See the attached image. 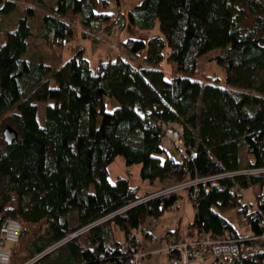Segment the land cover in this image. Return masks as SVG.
I'll return each mask as SVG.
<instances>
[{
    "label": "trees",
    "instance_id": "1",
    "mask_svg": "<svg viewBox=\"0 0 264 264\" xmlns=\"http://www.w3.org/2000/svg\"><path fill=\"white\" fill-rule=\"evenodd\" d=\"M107 4L55 0L54 15L40 18L37 34L27 5L0 45V215L19 219L22 236L34 226L47 235L46 246L31 243V257L87 227L84 238L69 240L54 258L45 255L34 264H123L116 251L122 240L113 241V228L124 240L138 225L175 209L180 193L139 202L138 187L126 179L109 183L107 168L117 157L127 167L139 166L141 182L159 186L144 198L194 178L236 172L240 149L249 158L244 168L264 169V0H139L120 14L119 26L157 28L158 34L145 41L122 37L127 60H99L92 71L81 47L53 68L24 58L30 40L48 49L71 42L65 19L78 15L80 26L95 29L119 21L104 11ZM15 10L13 0H0V16ZM199 58L223 71V86L208 76L203 84L193 79ZM135 59L140 67L132 65ZM164 59L173 65L168 79L159 69ZM109 99L117 107L105 112ZM38 103L45 104L42 127ZM157 120L181 126L191 158L178 164L160 149ZM5 130L11 132L8 143ZM219 186L198 185L189 230L194 236L237 233L223 217L233 211L236 221L245 216L243 227L258 234L250 215L264 217V172L225 177ZM253 186L258 193L244 201L241 193ZM167 232L178 236L177 230ZM17 255L16 248L10 264L18 263ZM254 257L256 262L248 257L242 264H264L261 255Z\"/></svg>",
    "mask_w": 264,
    "mask_h": 264
},
{
    "label": "rangeland",
    "instance_id": "2",
    "mask_svg": "<svg viewBox=\"0 0 264 264\" xmlns=\"http://www.w3.org/2000/svg\"><path fill=\"white\" fill-rule=\"evenodd\" d=\"M16 4V10L7 16H0V45L5 40L6 31L12 30L15 26V20L19 16H21L23 9L25 6L30 5L33 9V17L29 20L30 28L33 34H37L40 30V18L43 15H54V3L55 0H42L41 3L29 4L23 0H13ZM111 7L105 8L104 11L108 14H114V17H118L119 25H121L120 14L124 13L126 10L131 8L135 3L139 0H117L118 5L113 3V0H106ZM113 1V2H111ZM120 8V9H119ZM79 16H74L70 19H65V21L70 25L72 30V40L68 44H66L62 49H48L44 45L41 40H30L28 42L27 52L24 55V58L30 63H43L44 65L53 67H58L63 62H65L76 50L80 47L83 48V55L88 61L90 69L93 71L96 67V64L99 60H104L106 58L110 60H114V58L121 57L123 60H127V56H125V52L120 48V39L126 38L127 36H131L132 38L139 40H147L149 37L157 35V28H154L150 31H137L131 29L127 25L124 27H118L117 31L113 29L116 23H107L103 27L99 29H95L94 27H83L78 23ZM113 29V30H112ZM83 32L86 34L87 38H80L79 33ZM112 36V37H111ZM118 53H108L109 46L116 45ZM111 50V49H110ZM216 51L211 52L210 56L214 55ZM132 65L136 67H140V60L135 59L131 61ZM159 69L164 73V77L168 79L171 76L173 65L167 63L162 60L159 64ZM211 77L218 79L217 84L219 86H223V77L224 73L221 71L214 63L208 62L205 59H197L196 61V74L193 79L198 80L201 84L205 82V77ZM105 112H110L113 110L110 106L109 100L105 101ZM44 103L37 104V114L36 120L38 126H43V114H44ZM99 122V120H97ZM239 169H243L247 163L249 158L246 156L244 149L239 150ZM108 170V181L109 183H113L116 177L126 179L129 184L133 187H138V196L143 199L144 194L149 191H154L159 188L158 185L149 186L146 183H143L139 179V166H130L127 167L124 165L123 159L121 157H117L114 159L112 164H110L107 168ZM163 191V190H161ZM161 191H157L152 193L153 196L157 195V193H161ZM241 193V192H240ZM258 193V189L256 186L249 187L247 190L243 191L241 194L243 196V200L247 202H252L253 195ZM264 193V192H263ZM155 194V195H154ZM182 197L177 202V208L172 211H168L161 218L162 221L164 218H174L180 216L182 218L181 225L186 224L188 220L192 218V207L190 199H188L185 194L181 193ZM9 196H12L10 194ZM165 214V215H166ZM223 217L228 220L237 230V232H248L246 227H238L236 224V220L234 217V212L230 211L228 213H224ZM151 219H149V222ZM157 222V220H156ZM71 224L75 225L76 222L72 221ZM151 224V223H150ZM154 234L157 238L162 237L166 232L160 231V229H145ZM45 232V230H44ZM181 237L187 239L189 234H193V232L189 229L181 228L180 229ZM84 238V237H81ZM47 235L43 232H37V226L31 227L26 234H23L20 241L16 245H12L14 248L13 251L17 248V262L20 263L22 261L28 260L32 256L33 249L31 246L32 242L37 243L40 246H46ZM82 240V239H81ZM163 246L162 243L160 245ZM154 247L150 248L153 249ZM56 255V250L50 254V258H54ZM17 263V264H18ZM143 264H165V256L164 253L151 254L146 256L143 259Z\"/></svg>",
    "mask_w": 264,
    "mask_h": 264
},
{
    "label": "built area",
    "instance_id": "3",
    "mask_svg": "<svg viewBox=\"0 0 264 264\" xmlns=\"http://www.w3.org/2000/svg\"><path fill=\"white\" fill-rule=\"evenodd\" d=\"M114 23L116 24L113 29L117 31L119 21ZM117 48V44L109 46L108 53H118ZM153 125L159 130L158 145L160 149L175 163L181 164L184 160L193 156L191 149L183 143L182 128L179 124L157 120L153 122ZM262 172H264V169L243 168L234 173H224L201 179L194 178L169 187L161 191V193H157V195L155 193V196L151 194L139 202L172 193H183L192 202L195 199L199 184H208L210 188L219 189V180L222 178L237 175H257ZM13 201L14 198H11V202ZM171 209L172 206L169 207V210ZM250 218L257 222L258 234H254L250 229H245L248 232L242 233H236L233 229H224L219 235L199 232L189 240H183L171 232H166L162 237L157 238L151 232L147 234L146 230L142 229L141 225H138L119 243L116 251L120 255L119 257H122L123 264H143V259L146 256L158 253H164L165 264H242V261L248 257H251V260L253 259V262H256L257 259L254 256L259 258L260 255V260L264 262V217L257 213H252ZM246 221L247 218L245 216H240L236 224L238 227H243ZM150 223L155 226L156 220L151 219ZM86 231L87 227H82L20 264H34L40 258L51 254L69 240L81 238ZM21 237L19 219L1 217L0 215V264H10V253L7 247L16 245ZM143 239H146L150 244L160 242L163 246L155 251L146 252L141 245ZM85 246L88 247L87 244Z\"/></svg>",
    "mask_w": 264,
    "mask_h": 264
},
{
    "label": "crops",
    "instance_id": "4",
    "mask_svg": "<svg viewBox=\"0 0 264 264\" xmlns=\"http://www.w3.org/2000/svg\"><path fill=\"white\" fill-rule=\"evenodd\" d=\"M111 2H113V1H111ZM107 3H108V2H107ZM113 3H114V2H113ZM115 5H116V4H115ZM117 5H118V7H119V4H117ZM110 7H111V5L108 3L106 8H110ZM119 9H120V8H119ZM109 102H110V106H111L112 109H115V108L117 107V104H116L112 99H109ZM191 207H192V206H191ZM175 208H177V206H176ZM192 212H193V209H192ZM166 213H167V212H166ZM166 213H165V214H166ZM193 213H194V212H193ZM165 214H164V216H167V214H166V215H165ZM162 217H163V216H162ZM162 217H161V218H162ZM192 217H193V214H192ZM161 218L157 220L155 226H152V225L150 224L149 220H148L144 225H142V229H160V231H162V232H163V231L167 232V231H176V230H177V234H178V236H179L181 239H183V240H189V239H191V238L194 237V231H193V230H191V231L193 232V234H189L188 237H187V239L181 237V234H180V229H181V228L191 229V228L188 227V224L191 222L192 218H191L190 220H188V222H186V224H184V225H181V223H182V218H181L180 216L175 217V219H174V218H167V219L164 218L162 221H160ZM44 230H46V227L44 228ZM147 231H148V230H147ZM148 232H150V231H148ZM112 236H113L112 239H113V241H114L115 243L120 242V241L123 240V238H124V235H123L121 232L117 231L115 228H113ZM141 245H142V248H143L146 252L155 251V250H157V249H159V248L161 247V246H160V245H161L160 242H158V243H156V244H150V243L147 242L146 239H143V240H142ZM152 247H154V248H153V249H150V248H152ZM14 248H15V247H13V246H8V247H7V250H8V252L10 253V256H11V254H12ZM153 255H155V254H153Z\"/></svg>",
    "mask_w": 264,
    "mask_h": 264
},
{
    "label": "water",
    "instance_id": "5",
    "mask_svg": "<svg viewBox=\"0 0 264 264\" xmlns=\"http://www.w3.org/2000/svg\"><path fill=\"white\" fill-rule=\"evenodd\" d=\"M10 136H11V132H10L9 130H5V131L3 132L4 141H5L6 143L9 142V140H10Z\"/></svg>",
    "mask_w": 264,
    "mask_h": 264
}]
</instances>
